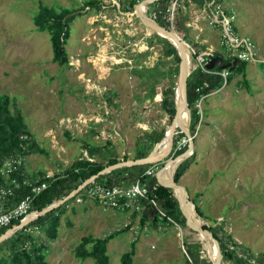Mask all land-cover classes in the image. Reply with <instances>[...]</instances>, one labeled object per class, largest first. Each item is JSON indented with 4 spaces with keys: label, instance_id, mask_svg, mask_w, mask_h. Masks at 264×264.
<instances>
[{
    "label": "rangeland",
    "instance_id": "obj_1",
    "mask_svg": "<svg viewBox=\"0 0 264 264\" xmlns=\"http://www.w3.org/2000/svg\"><path fill=\"white\" fill-rule=\"evenodd\" d=\"M83 1L0 0V94H7L11 106L19 109L30 138L36 143V148L30 150L24 160L28 170L36 167L49 174L59 172L78 155H84L82 145L85 143L89 147L94 144L102 148L112 146V152L119 158L132 159L135 142L143 132L159 130L170 123L159 100L161 90L171 82L176 93L178 74H167L155 81L150 90L143 78L137 79L133 67L127 68L135 62L149 68L156 62L161 54L160 45L154 39L157 32L147 30L134 14L120 10L124 0H100L104 8L99 2L95 7L83 5ZM38 2L56 9L66 7L80 11L82 8V13L70 22L64 46L67 56L73 55V59L68 57L69 65L52 62L49 35L33 24ZM217 2L234 13L236 35L247 37L257 45L256 59L247 61L244 79L231 73L225 85L210 91L202 100L200 119L192 136L193 161L177 183L198 206L202 215L196 214L202 221L215 220L222 231L254 253L264 247V0ZM196 6L190 3L183 9L187 15L183 24L186 37L196 42L205 39L206 43L201 44L210 43L222 51L218 25L207 27L205 13L200 15ZM146 13L150 15L149 11ZM99 14L105 15L106 20ZM196 21L198 29L187 24ZM148 38H152L151 44ZM101 45L108 48V56L113 55L118 63L105 62L102 68L96 65L97 59H93L98 68L92 64L91 57ZM145 45L148 54L139 58L138 52H143ZM102 49L103 46L100 56ZM74 59L78 60L77 64H73ZM189 60L191 71L193 59L189 56ZM82 76L88 81H83ZM145 98L149 102H145ZM83 117L88 119L83 122ZM185 142L180 138L177 145ZM165 144L163 137L150 154L156 155ZM170 151L155 161L159 162L157 170H163L166 161L172 158L168 156ZM40 173L36 171L31 176L37 177ZM171 173L169 167L162 175L171 176ZM95 203H90L88 214L92 216L93 225L89 230L76 221L70 208L62 206L55 212L59 219L53 239L39 226L26 227L23 232L31 235L42 248L50 264H93L91 257L80 259L73 253L80 237L67 245L58 237L69 229L65 227L69 222L75 223L73 234L96 231V236L122 226L125 218L122 211ZM72 207L74 210L77 205ZM133 228L130 226L109 237L106 264H119L120 255L129 249L131 240L134 253L130 264H186V260H190L183 242H197L198 257L207 261L200 242L193 239L192 227L160 224L143 229L137 224L134 231ZM186 229L191 233H186ZM30 242L26 240V248ZM192 251L195 250L192 248ZM7 253L6 242H3L0 256ZM221 261L232 264L230 260Z\"/></svg>",
    "mask_w": 264,
    "mask_h": 264
},
{
    "label": "trees",
    "instance_id": "obj_2",
    "mask_svg": "<svg viewBox=\"0 0 264 264\" xmlns=\"http://www.w3.org/2000/svg\"><path fill=\"white\" fill-rule=\"evenodd\" d=\"M139 1L140 0H124L122 1L120 10L131 11L134 5ZM171 1L172 0H155L152 3L146 5L145 14L149 15L146 13L147 11H149V13L153 12L154 21L166 30H170L168 21L166 20V8ZM210 1L211 0L175 1V17L172 29L181 40V36L184 37L183 40L186 42V44L195 49H202L204 48V46L199 45L198 42L186 37V26L184 27L183 24L187 21V15L183 9L189 3L195 4L200 7L204 6ZM214 1L217 2V0H213V2ZM83 2V5H95L96 7L99 0H84ZM83 5L81 7H83ZM81 10L79 11L75 8L66 7H59L56 9L41 2L37 3V10L32 17L33 24L37 30L46 31L48 33L52 52L51 60L58 65H68V56L64 46L69 36L70 22L73 20L75 15H80L82 13ZM180 29L182 30L180 31ZM154 39L159 43L161 48V54L159 55V58L149 68H144L143 66H141V64L135 62L132 69V71L135 72V76L137 77V79L140 80L143 78V82L147 84L150 90L153 89L152 86L155 81H159L167 74L177 75L179 64V56L176 52L175 47L169 42V40L163 36H160L159 34H155ZM148 40H150L149 43L151 44L152 38H148ZM138 53L139 58H141V55L145 57V55L148 54V51L145 50ZM246 65L247 61L237 60L234 63L232 74L239 75L244 79ZM145 69L148 71L144 74L143 72ZM229 78L230 75L226 79V83ZM202 81H207V85L212 90H216L221 86V81L217 76L200 72L198 68H194L189 71L188 75L185 78L184 95L185 101L189 107L188 128L191 136L194 135L196 131L195 125L200 119V115L196 113L195 108L193 107V103L198 98L199 94L202 93L207 96L210 91H212L209 88L203 87L200 91L196 92L195 87L201 85ZM174 90V84L172 82L169 83L168 86L161 90V97L159 100L161 109L166 112L170 121L174 116ZM147 97H150L149 94L147 95ZM147 101H149V99ZM11 105L12 103L9 96L4 93L0 94V164L1 161L10 153L16 152L25 155L30 150H34L36 148L34 140L30 138L29 130L19 109L15 106L12 107ZM183 136L184 135L182 131L177 126H175L173 128V134L171 138L172 151H170L168 155L169 157H175L185 150L187 142L182 145H177V141ZM163 137L164 127L159 128V130L143 132V135L141 137H138L137 141L135 142L136 150L134 155L132 156V159L145 157L153 149L154 146L161 142ZM106 144H108V142ZM102 147L103 146L96 145L87 148L85 146L84 149L87 151L89 159L84 155H78L66 167H64L63 170L54 174H49L48 177H45L46 173H40L39 176L35 177L36 179H38L37 182L45 181L46 187L33 197L30 206L31 210L36 212L40 211L47 205L65 197L82 181L87 179L90 175L95 174L104 166L113 164L118 161H123L127 158L126 156H121L120 158L116 156L112 152V146L111 148ZM90 154L91 156L93 154L96 155L95 158L94 156L90 157ZM193 156L194 154L192 152L176 166L173 172V180L175 182H178L182 173L193 161ZM158 163L159 162L134 163L116 167L97 175L72 196L66 198L61 203L50 208L44 213L34 217L25 226L15 231L9 237L4 238L0 242V247H2L3 242H6L8 253L5 256H0V264H50L45 259V254L44 252H42V248L39 245L37 246L35 244L36 242L32 239L31 235H29L28 233L25 234L23 231L26 227L32 225L39 226V228L45 230L46 236L48 238L53 239L56 236L59 219L58 215H56L55 212L59 210L61 206H63L67 201L73 200L77 196L87 198L84 194L85 189L95 183L106 186L114 184L127 185L132 181L138 180L141 185L146 186L147 197L153 199L156 202L157 208H159L165 214V216L169 217L174 223L178 224L179 226H183L186 219V206L185 210H183L184 208H182L183 206H181L182 203L173 195L171 189L169 187L163 186L157 181L154 173L155 171H157L156 165ZM150 167L154 168V173H145V171ZM15 176L19 180L22 177V175L20 174H17ZM28 190L29 188L26 185H21L16 198L21 197L22 195L27 193ZM191 200L194 204L196 213L201 216L202 214L198 206L194 203V200L192 198ZM139 205L140 208L137 210H129L128 208H125L122 211L123 213H125V215L128 216L129 219L125 218V221L122 222V224L125 223V225L119 227L117 230L104 233L102 236H81L78 243L73 248L74 255L80 259L91 257L93 260V264H106L108 260L106 255L107 240L111 235H114L123 230H127L133 224V221H135L134 224L136 226L138 224L141 227L144 224L151 226H156L158 225V223L163 225L173 224L166 220L165 216H160L148 199H139ZM213 221V225H202V228L209 231L211 235L216 239L219 251L221 253V259L230 260L232 264H244L245 257L242 250L246 249V247L242 246L239 242L232 239L226 232L222 231L221 226L219 224L217 225V222L215 220ZM18 222L19 220L12 221L9 225H7L0 231V235L4 234ZM26 240L31 241L28 248H26L24 244ZM196 241L199 240L196 239ZM199 242L200 244H205H201L202 255L215 256L212 253L210 254V252L205 249V246L210 245L209 243L202 241ZM129 246V249L124 251L120 255L119 264L131 263V257L134 253L133 240L129 242ZM198 246L199 244H197V242H183V247L190 260V264H211V261H205V259H201L198 257V252L196 250ZM192 248L195 250L194 252L192 251ZM189 262H187L186 260V264H189Z\"/></svg>",
    "mask_w": 264,
    "mask_h": 264
},
{
    "label": "built area",
    "instance_id": "obj_3",
    "mask_svg": "<svg viewBox=\"0 0 264 264\" xmlns=\"http://www.w3.org/2000/svg\"><path fill=\"white\" fill-rule=\"evenodd\" d=\"M175 1L176 0H172L166 8V12H167L166 20L168 21L171 31H173L172 27L174 21V17H173L174 8H175L174 6L176 4ZM99 4L101 8H104V6L101 5L100 0H99ZM204 8L206 10L205 20L207 27H214L216 25H218L219 27L220 30L219 44L222 47V51L212 47L195 49L187 45L189 56L193 59V63H192L193 66L191 69L198 68L200 72L217 76L218 79L221 81L220 87H222L223 85L226 84V79L232 73V70H229L226 67L221 69L218 68L216 69V67H212L211 69H206L205 64L208 62V60L211 57L218 55L221 57V62L223 63L225 62L230 63L232 61H234L235 63L237 60L252 61L256 59L255 57L258 47L249 38L239 37L236 35L234 30L235 28L233 25L234 13L232 12V10L229 11L225 9V7H223L220 3L216 1L213 2V0L206 3L204 5ZM142 11L145 14L146 6L143 7ZM117 12L122 13L119 11ZM126 13L130 14L131 16H133V14L134 16H136L134 7L132 9V12L127 11ZM99 16L103 17V21H104L105 15L99 14ZM147 16L153 19L154 13L151 12L150 15ZM146 33L147 32H144V34ZM93 41L94 44H96V40L94 39V37H93ZM102 46L104 47V51H103L104 60L101 62L102 68H103V63L105 62L109 63L110 65H114L115 63H118L117 59L113 55L108 56V52H107L108 48L105 47V45H101L100 48ZM145 47L146 45L144 46V48ZM100 48L98 49V52L94 56L92 55L91 57L92 58L91 62L93 65H95L93 59H97V61L99 60V56L101 53ZM145 50H147V47L141 51H145ZM68 57L70 59H73V55H69ZM77 62L78 60L74 59L73 64H77ZM132 67H134V65L130 64L128 65L127 68L130 69ZM96 68L98 67L96 66ZM130 77L131 76L128 75V79H130ZM81 79L83 81L85 79L88 81V79L84 78L83 76L81 77ZM203 87L209 88V86L207 85V81H202L201 85L195 87V91L198 92ZM205 97L206 95L201 93L193 103V107L195 108L196 113H198L199 115L201 114V102ZM181 138L187 141V139L184 136ZM23 160L24 158L22 154L13 152L8 154L1 161L0 164V231L3 228H5L7 225H9L12 221L14 220L20 221L21 219H24L28 215H30L33 212V210H31L30 208L33 197L46 187L45 181L37 182L38 179H36L34 176L26 175L22 172L21 169L23 167ZM145 173L147 174L154 173V168L153 167L148 168L145 171ZM17 174L22 175L20 180L16 178L15 175ZM48 176L49 174L46 173L45 177ZM21 185H26L29 188V190L21 197L16 198ZM84 194L87 198L97 202L102 206L110 207L112 209H116L119 211H123L125 208H128L129 210L131 209L137 210L140 208L139 199H148L155 208V210L159 213V215L162 217L165 216V214L159 208H157L156 202L153 199L147 197L146 186L141 185L138 180L132 181L127 185L114 184V185L106 186L95 183L88 186L85 189ZM75 200L76 201L80 200V197L79 196L75 197ZM165 219L173 224H176L167 216H165ZM124 225L125 223L122 224V226ZM113 229L117 230L118 228H113ZM242 252H244V257H245L244 264H264V247L260 252L251 253L246 249H243Z\"/></svg>",
    "mask_w": 264,
    "mask_h": 264
},
{
    "label": "water",
    "instance_id": "obj_4",
    "mask_svg": "<svg viewBox=\"0 0 264 264\" xmlns=\"http://www.w3.org/2000/svg\"><path fill=\"white\" fill-rule=\"evenodd\" d=\"M153 1H155V0H140L139 2H137L134 5V10H135L136 16L140 19V21L146 27H149L151 30L156 31L157 34H158V32L159 33H164V34H167V35L174 34L173 31L164 29L163 27L158 25L152 18H150L149 16H147L146 14L143 13L142 7L146 6L147 4L152 3ZM159 35L162 36L161 34H159ZM181 41H182L183 44H185V46L187 48V44L183 40H181ZM174 47H175L176 52H177V54L179 56V64H178V87H179V93H178L177 96H175L174 116L171 119L170 123L164 126V129H166V127H169V130L167 132L164 131V138L166 139V144H165L164 150L161 152V154H159L157 156L150 154L151 152H153V149L158 146L157 145V146H154L152 151H150L145 157L137 158V159H125L123 161H118V162H115L113 164L104 166L102 169L97 171L95 174L90 175L87 179L82 181L75 189L71 190L62 199L47 205L46 207L42 208L38 212L33 211L26 218L21 219L16 225L12 226V228H10L4 234L0 235V242L4 238L10 236L15 231H17L18 229L23 227L25 224L29 223L34 217L44 213L45 211L49 210L50 208H52V207L56 206L57 204L61 203L66 198L72 196L80 188H82L87 182H89L91 179L95 178L97 175L102 174V173H104V172H106V171H108L110 169H113V168H116V167H120V166H124V165H129V164H134V163H148V162H155V161L160 160L164 155H166L170 151V149L172 147V142H171L172 128H173V126H177L182 131L184 137L187 139V146H186L184 151H182L180 154L176 155L175 157H172V158L168 159L166 161V163H165V166L172 165V173H171V178H170V182L169 183H162L161 182L160 176H159L160 175L159 173L162 171L161 169L155 171L154 176L156 177L157 181L160 184H162L163 186L169 187L171 189L173 195L178 200H180V202L182 203L181 206H183L182 207V208H184L183 210H185V206L187 204L186 202H188L192 206V211L195 213V216H197L198 220L196 219L195 223H189L187 221V219H185L184 224L187 227H190V228L192 227L195 230L196 234H203L204 236L208 237V239H210L215 244L217 257L221 258V253L219 251V247H218V243H217L216 239L211 235V233L209 231L204 230L202 228V225H206V226L213 225L214 221L212 219H206V221H202L200 219V217L196 214V211H195L193 203L188 199L184 187L173 180V172H174V169L176 168V166L183 159H185L187 156H189L192 153V136L190 135L189 128H188L189 107H188V105H187V103L185 101V95H184L185 78H186V76L189 73V69L185 67V60H184L183 52L178 47H176V46H174ZM187 50H188V48H187ZM212 67H217L218 69L226 67L227 69L232 70L233 67H234V61H232L230 63H228V62L223 63V62H221V57L220 56H218V55L217 56H213L205 64V68L206 69H211ZM180 106H183L185 108V110H186V113H187V124H184V125H181L179 123V121H178V109H179ZM179 189H181L185 193L186 199L178 196L177 192L179 191ZM194 220H195V218H194ZM211 264H215V263L211 262Z\"/></svg>",
    "mask_w": 264,
    "mask_h": 264
},
{
    "label": "crops",
    "instance_id": "obj_5",
    "mask_svg": "<svg viewBox=\"0 0 264 264\" xmlns=\"http://www.w3.org/2000/svg\"><path fill=\"white\" fill-rule=\"evenodd\" d=\"M189 5V4H188ZM197 7V6H196ZM207 9V8H206ZM198 10H200L201 12H199L200 13V15L201 14H204L205 13V8H204V6L203 7H199L198 8ZM228 10H231V9H228ZM187 24H190V25H192V27H195V26H197V29H198V24H197V21H196V23H193V22H189V23H187ZM208 29H210V28H208ZM210 32H212L211 31V29H210ZM197 36V35H196ZM198 37V36H197ZM201 42L202 43H206V40L205 39H200L199 40V42H198V44L199 45H203L204 46V48H207V47H212V48H215L214 47V45L213 44H210V43H208V44H206V46L204 45V44H201ZM184 53H185V50H184ZM148 99L147 98H145V102H149V101H147ZM84 119L85 120H87L88 118H84L83 117V122H84ZM83 122H81L82 124L81 125H83ZM86 130H83V132H85ZM86 133V132H85ZM33 140V139H32ZM34 143H35V141H34ZM35 145H36V143H35ZM87 147V148H90L88 145H86V143H85V145L83 146L82 145V148L84 149V147ZM93 146H96L95 144L94 145H92L91 147H93ZM83 154H84V156L86 157V158H88L89 159V157H88V153H87V151L84 149L83 150ZM28 155V153L27 154H25V155H23V158H24V160H25V157ZM90 157H92V156H94V158H95V156L96 155H92L91 156V154L89 155ZM105 159V158H104ZM104 159H103V161H104ZM23 160V161H24ZM47 161H49V159L47 160ZM48 164H49V162H47ZM49 167H51L50 166V164H49ZM36 171H40L41 173H47V174H49L50 172H47V171H44V170H42V169H38V168H36V167H34L33 169H27L26 168V165H25V161L23 162V167H22V172L24 173V174H26V175H35V174H33V172H36ZM95 201H93V200H90V199H84V200H78V201H76L75 199H73V200H69V201H67L64 205H63V208L64 207H68V208H70V210H71V212H70V214H72L77 220V222H81L84 226H86L87 227V230H89L88 228H91V226L93 225L92 224V222H91V218H92V216H90L89 214H88V212H90V210H91V206H90V203H94ZM97 203V202H96ZM95 203V204H96ZM74 204H76L77 205V208L76 209H74L73 210V208L74 207H72ZM98 204V203H97ZM62 207V206H61ZM125 214V213H124ZM123 217H125V218H128V216L127 215H125V216H123ZM125 218H124V221H125ZM129 219V218H128ZM122 222V221H121ZM133 223H135V221H133ZM134 225V226H133ZM158 225H160V223H158ZM132 227H134L133 228V231L137 228V226L135 225V224H132L131 225ZM65 227H68L69 229L68 230H63V232L60 234V236L58 237L59 239H60V241H61V243H63V244H65V245H67V244H70L72 241H74V240H76L75 238H79V237H81V236H83V235H92V236H96V231H94V232H92V233H86V234H80V232L79 233H76V234H73L72 233V231H73V229L75 228V223L74 222H69L68 223V226H65ZM142 228L143 229H146L147 228V224H144L143 226H142ZM72 240V241H71Z\"/></svg>",
    "mask_w": 264,
    "mask_h": 264
},
{
    "label": "bare ground",
    "instance_id": "obj_6",
    "mask_svg": "<svg viewBox=\"0 0 264 264\" xmlns=\"http://www.w3.org/2000/svg\"><path fill=\"white\" fill-rule=\"evenodd\" d=\"M142 9H143V7H142ZM146 28H147V30H150L149 27H146ZM158 34H161L162 36H164L165 38H167L171 44H173L174 46L178 47L183 52V56H184V60H185V67L186 68H189V64H190L189 51L187 50L185 44L182 43V41L180 40V38L175 33L174 34H171V35H167V34L159 33L158 32ZM184 50H185V53H184ZM103 51L104 50L102 49V54L99 57V60L98 61L96 60L97 61V64L96 65H98V66H100L101 65V62L104 60ZM178 93H179V87H178V84H177V88H176L175 95L177 96ZM178 121H179V123L181 125L187 124V113H186V110H185V108L183 106H180L179 109H178ZM174 127L175 126H173V128ZM173 128H172V134H173ZM168 130H169V127H166L165 132H167ZM163 150H164V148L159 153H157L155 156L161 154V152ZM171 166L172 165L165 166L164 169L159 173L160 174L159 175L160 176V180H161L162 183H169L170 182L171 176H169V175H162V174L164 173V171L166 169H168ZM177 193H178V196L186 199V195H185V193L181 189H179V191ZM186 203H187L186 204V219H187V221L189 223H195L196 222V219L198 220V218H197V216H195V213L192 211V206L188 202H186ZM194 218H195V220H194ZM188 232H189V230L186 229V233H188ZM189 233H191V232H189ZM193 239L194 240L197 239V240L202 241V242H207V243H209L212 246V248H211L210 245H207V246H205V249L208 250V252H210V254L212 253L215 256L203 255V258H206L207 261L214 262L215 264H222L221 258H218L217 257V252H216L215 244L210 239H208V237L204 236L203 234L193 233ZM201 244H204V243H201Z\"/></svg>",
    "mask_w": 264,
    "mask_h": 264
}]
</instances>
